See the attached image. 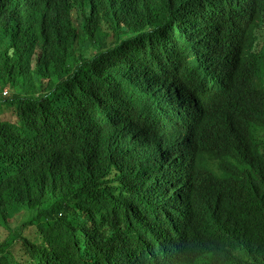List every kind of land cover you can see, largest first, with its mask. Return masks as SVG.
Returning <instances> with one entry per match:
<instances>
[{
  "label": "trees",
  "instance_id": "trees-1",
  "mask_svg": "<svg viewBox=\"0 0 264 264\" xmlns=\"http://www.w3.org/2000/svg\"><path fill=\"white\" fill-rule=\"evenodd\" d=\"M0 107V264H264V0H0Z\"/></svg>",
  "mask_w": 264,
  "mask_h": 264
},
{
  "label": "rangeland",
  "instance_id": "rangeland-1",
  "mask_svg": "<svg viewBox=\"0 0 264 264\" xmlns=\"http://www.w3.org/2000/svg\"><path fill=\"white\" fill-rule=\"evenodd\" d=\"M5 95H6V94H5ZM5 95H4V96H5ZM7 96H9V95L7 94ZM6 111H7L6 108H4V107H0V113H1V114L4 113V112H6ZM260 140H261V142H262V146H263V150H264V133L261 134V136H260ZM19 219H20L21 222H23V221L25 220V214H21L20 217H19ZM14 250L18 252V251H20L21 249L15 247ZM0 254H1V253H0Z\"/></svg>",
  "mask_w": 264,
  "mask_h": 264
},
{
  "label": "bare ground",
  "instance_id": "bare-ground-1",
  "mask_svg": "<svg viewBox=\"0 0 264 264\" xmlns=\"http://www.w3.org/2000/svg\"><path fill=\"white\" fill-rule=\"evenodd\" d=\"M149 133H150V132H149ZM127 138H128V137H127V134H126V137H125V143H128ZM169 140H172V138L169 139ZM171 142H172V141H171ZM164 145H168V146H169L168 143H164L163 146H164ZM157 157H159V156H157ZM151 162L153 163L154 161H151Z\"/></svg>",
  "mask_w": 264,
  "mask_h": 264
}]
</instances>
